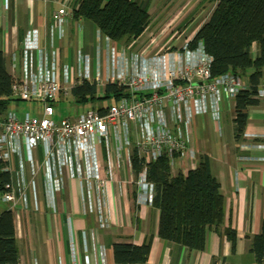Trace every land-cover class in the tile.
Instances as JSON below:
<instances>
[{
	"label": "built area",
	"instance_id": "2783aa9c",
	"mask_svg": "<svg viewBox=\"0 0 264 264\" xmlns=\"http://www.w3.org/2000/svg\"><path fill=\"white\" fill-rule=\"evenodd\" d=\"M67 14L65 8L52 12L43 43L39 30L29 29L20 58L14 55L12 96L41 103L42 115L26 112L20 116L9 110L0 119V163L9 175L1 200L17 219L23 213L39 212L37 179L42 176L46 209L59 215L56 193L64 191L68 181L78 180L84 213L96 216L99 226L106 228L111 223L105 213L109 209L108 186L116 182L114 169L121 159L119 156L115 162L112 142L117 154L126 151L131 165L136 148L142 167L135 181L136 202L153 205L155 190L148 179V163L167 155L171 171L181 169L185 173V154L193 160L199 157L192 141L193 117L210 112L219 121L222 96L233 98L247 87L242 77L230 72L211 79L213 58L200 42L193 50L184 46L182 52L159 55L156 66L152 58H142L140 63L135 61L136 72H112L108 76L113 79L109 82L151 95L113 103L103 113L88 108L74 118H55L54 103L70 95L74 85L86 80L99 87L102 80L99 72L92 74L90 54L78 53L75 76L69 66H61L55 43L66 35ZM124 51L117 56V65L122 64ZM70 79L73 82L67 85ZM182 80L185 82H176ZM101 145L108 161L105 167L100 166L98 156ZM82 234L85 241V231ZM86 262L89 264L87 255ZM58 264H62L60 258Z\"/></svg>",
	"mask_w": 264,
	"mask_h": 264
},
{
	"label": "crops",
	"instance_id": "0c3cea01",
	"mask_svg": "<svg viewBox=\"0 0 264 264\" xmlns=\"http://www.w3.org/2000/svg\"><path fill=\"white\" fill-rule=\"evenodd\" d=\"M138 1L151 3V0ZM79 2L0 0V52L7 59V69L12 76L14 55L20 58L28 30L38 29L40 42L43 43L51 14L59 8H65L68 13L66 35L55 43L61 66H69L67 62L74 61L77 64L79 51L90 54L92 74L99 72L102 77L99 85L101 92L112 72L132 74L139 69L136 63L131 62L130 56L136 43L143 37L140 36L128 46L108 41L102 36L99 39V30L91 21L73 17L72 11ZM123 50V62L117 65V56ZM252 52L255 57L256 47ZM18 67L17 73L20 65ZM242 79L247 87V79ZM259 92L260 103L250 108L246 128L240 137L235 132L234 98L222 96L219 121H215L210 112L193 117V147L199 156L207 155L210 158L212 173L220 182L226 204L222 224L217 229L206 228L203 250H191L159 237L160 210L154 205L137 204L135 181L138 174L133 170L126 151L117 154L114 141L111 146L115 162L119 156L121 159L114 169L116 182L108 186L109 209L105 213L111 219L109 227H100L96 216L84 213L78 180L68 181L66 189L56 193L59 215L48 212L43 179L39 176L40 211L23 213L19 219L14 216L18 262L58 264L60 258L62 264H87V255L89 264H116L112 243L141 245L150 240L148 260L141 264H264L258 262L250 251L251 239L261 232L264 219V78ZM98 156L100 166L105 167L108 161L101 146H98ZM184 157L187 169L185 173L182 172L186 174L197 167L198 159L193 160L188 154ZM133 191L135 195H132ZM227 228L236 231L234 249L227 237Z\"/></svg>",
	"mask_w": 264,
	"mask_h": 264
},
{
	"label": "trees",
	"instance_id": "16d2710c",
	"mask_svg": "<svg viewBox=\"0 0 264 264\" xmlns=\"http://www.w3.org/2000/svg\"><path fill=\"white\" fill-rule=\"evenodd\" d=\"M202 1L215 7L185 46L193 50L200 42L203 44V50L213 58L211 79L228 72L247 79V88L233 97L235 132L240 137L246 128L250 108L260 103L258 89L264 78V0ZM149 10L147 3L138 0H80L72 12L76 19L83 17L91 21L99 30V39L102 36L108 41L128 46L150 26ZM254 47L257 49L255 57L252 54ZM12 83L7 59L0 52V119L9 111L11 102L19 100L12 96ZM151 94L149 91L132 92L127 85L118 82L106 83L101 93L96 82L86 80L70 90L73 104L94 108L99 102L101 104L95 109L101 113L113 103ZM103 100L113 102L105 104ZM132 152V167L138 174L142 168L141 161L136 148ZM2 167L0 163V193L4 183L9 180L8 173L3 172ZM147 175L154 183L153 205L160 210L159 237L191 250H203L206 228L217 229L222 224L226 205L220 182L212 173L210 158L201 155L195 169H190L186 174L177 169L173 174L169 157L163 155L148 163ZM132 195H135V191ZM226 234L234 249L237 238L235 229L227 228ZM112 250L116 264H141L148 260L151 241L141 245L114 242ZM250 251L258 262H264V219L261 232L251 239ZM18 260L13 213L5 209L0 211V264L17 263Z\"/></svg>",
	"mask_w": 264,
	"mask_h": 264
},
{
	"label": "rangeland",
	"instance_id": "374dc122",
	"mask_svg": "<svg viewBox=\"0 0 264 264\" xmlns=\"http://www.w3.org/2000/svg\"><path fill=\"white\" fill-rule=\"evenodd\" d=\"M147 4L150 6V13L152 14L151 23L146 30V34L143 33V38L136 43L135 50L132 52L135 59L131 62L135 64L137 60V63H140L142 58H150L151 55L154 58L152 60L154 66L158 63L157 57L159 55L167 51L182 52L186 42L190 40L201 24L209 18L215 7L214 4L202 0H151V3ZM176 40L179 41L175 42ZM171 44L177 48L175 50L170 49ZM67 64L70 67L71 75L75 76L76 61L73 63L67 62ZM112 80L108 79V81ZM72 82L70 79L69 85ZM99 90L101 91L100 87ZM112 102V100L102 101L105 104ZM100 104L97 102L94 108H98ZM54 105L55 118H74L90 108L89 106H76L73 104L71 95L62 96ZM9 110L17 112L20 116H23L26 112L38 117L42 115L41 103L36 101L13 100ZM101 148L105 155V146L101 145ZM7 208L8 205L1 200L0 193V211Z\"/></svg>",
	"mask_w": 264,
	"mask_h": 264
}]
</instances>
